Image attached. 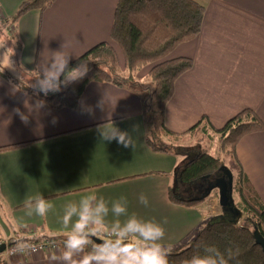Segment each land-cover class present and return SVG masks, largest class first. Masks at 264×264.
Instances as JSON below:
<instances>
[{
    "label": "crops",
    "instance_id": "0c3cea01",
    "mask_svg": "<svg viewBox=\"0 0 264 264\" xmlns=\"http://www.w3.org/2000/svg\"><path fill=\"white\" fill-rule=\"evenodd\" d=\"M25 1L0 0V18L13 17ZM195 1L205 7L200 34L169 55L190 58L193 66L175 82L166 127L183 133L207 116L220 128L243 109H253L264 124V0ZM117 2L56 0L43 12L24 14L10 30L21 46L15 56L17 73L21 68L39 71L56 51L70 54L71 61L99 43L114 46L109 34ZM148 70L141 69L138 78L143 80ZM142 100L126 89L89 83L76 109L55 110L44 103L39 107L41 101L0 77V148L12 147L0 151V242L66 238L69 229L61 223L65 206L96 194L109 207L125 197L129 215L162 225L164 246L172 252L186 247L207 216L199 206L180 207L167 200L171 173L181 158L147 147ZM111 125L132 136L134 148L104 140L101 133ZM235 149L234 158L264 207V129L245 136ZM37 194L54 205L47 217L27 214L25 202ZM141 194L147 206L140 203ZM62 250L63 245L8 264H62L51 260Z\"/></svg>",
    "mask_w": 264,
    "mask_h": 264
},
{
    "label": "trees",
    "instance_id": "16d2710c",
    "mask_svg": "<svg viewBox=\"0 0 264 264\" xmlns=\"http://www.w3.org/2000/svg\"><path fill=\"white\" fill-rule=\"evenodd\" d=\"M54 1L56 0H26L13 17L6 20L0 18L15 47V56L21 46L11 33V27L17 25L24 14L33 10L43 12ZM204 12L205 7L195 0H118L109 34L114 46L108 42L99 43L69 62V68L80 62L87 63L89 71L82 80L62 86L60 92L45 96L34 93L28 86L35 83L38 72L36 69L28 71L21 68L27 77L25 80H13L1 69L0 77L55 110L76 109L89 83L110 84L140 95L145 108V142L150 151L183 160L188 153L194 154L192 160L183 164L181 160L176 163V175L171 173L177 183L175 191L172 188L173 180L168 187L167 200L172 205L193 208L204 203L206 198L189 200L199 197V190L203 188L201 178L226 167L224 158L213 157L205 149L197 148V145L192 150L187 145L177 144L176 139L193 140L200 133L205 135L207 130L212 131L218 138L219 154L231 157L235 167L237 166L236 170L232 167L229 170L233 173V192L240 199L235 207L240 211L242 224L238 225L234 218L231 220V213L226 211L227 217H211L203 231L187 243L186 247L172 252L170 264H185L192 256L202 255L205 246L218 248L225 255L228 264H264V253L255 244L253 237V231L257 230L264 238V207L259 197L252 194L247 178L234 158L235 148L241 139L264 129L258 113L253 109L240 110L220 128L212 126L208 117L203 116L183 133H174L165 125L166 106L174 94L175 82L193 66L190 58H171L169 55L179 45L193 41L200 34ZM118 53H121L122 64ZM143 68L149 69L144 79L150 86L143 85V80L137 76ZM171 138L175 141L169 140ZM11 148H0V151ZM2 204L0 201V207ZM95 238L102 240L99 236ZM64 239L54 240L63 243ZM1 264H5L4 261Z\"/></svg>",
    "mask_w": 264,
    "mask_h": 264
},
{
    "label": "clouds",
    "instance_id": "9594fccd",
    "mask_svg": "<svg viewBox=\"0 0 264 264\" xmlns=\"http://www.w3.org/2000/svg\"><path fill=\"white\" fill-rule=\"evenodd\" d=\"M6 41L0 40V48ZM12 51L7 49L5 52ZM13 55V51H12ZM11 55V56H12ZM7 68L12 69L10 57ZM71 56L63 51L52 53L51 60L41 68L35 78V83L28 85L34 93L47 96L58 93L62 86L82 80L89 71L86 62H80L69 68ZM43 106V102L38 104ZM102 107V104H98ZM21 119L27 122V116L21 114ZM104 140H115L124 148H134V140L127 132L120 131L111 125V130L102 132ZM140 203L147 206L148 199L141 194ZM28 215L35 214L47 217L54 205L41 194L29 198L25 202ZM111 214L114 219H108ZM125 219L121 220L120 218ZM65 229H69L63 240V250L60 256L53 255L52 261L62 264H170L171 247L164 246L161 241L165 237V229L154 220L137 218L128 214L127 199L121 196L109 203L96 194L87 195L79 202L68 203L65 206L61 221ZM166 223V221H165ZM26 227V225H25ZM102 237L96 243L93 237ZM39 244L33 239H17L13 254L31 255L39 250ZM185 264H228L225 255L215 246H205L203 254L192 256Z\"/></svg>",
    "mask_w": 264,
    "mask_h": 264
},
{
    "label": "rangeland",
    "instance_id": "374dc122",
    "mask_svg": "<svg viewBox=\"0 0 264 264\" xmlns=\"http://www.w3.org/2000/svg\"><path fill=\"white\" fill-rule=\"evenodd\" d=\"M1 23H2V21L0 20V40L6 41V43H5L4 48H0V69L5 74H7L9 76V78H12L13 80L14 79L17 80L19 78L20 79L23 78L25 80L27 77L24 74V72L19 71V73H17V70L15 69V51L16 50L14 49L15 47H14L13 43L9 39L8 31L6 30L5 26L2 25ZM9 48L12 49L13 55H12V51L5 52ZM9 56H11L10 57V61L12 63V69L11 70L9 68H7ZM118 59H120V61L122 63V58H118ZM141 82L143 85H149V82L146 81V79H143V81H141ZM200 139H201V142H198ZM217 139L218 138L215 136V134H213L212 131L207 130V133H205V135L200 133L193 140H190V139L187 140V138H181V140L180 139L179 140L176 139V140H177V144H181V146L187 145L188 148L191 147V149H192V147H195L197 145V148L205 149V151L213 157L224 158L226 168L230 169V167H232L236 170L234 161L231 157L229 158L227 156H223V155L219 154V151L217 150ZM169 140L175 141L174 138H171ZM182 160L183 159L181 158V161ZM234 173H235V171H234ZM232 197H233V202L236 204V206H238L240 199L237 196V194L235 193V191L233 192ZM218 201H219V198L217 197V192L212 191V193L206 198V200H204V203H201L198 205L202 209V211H204L205 215L207 216L205 218L204 222H202V223H204V225L202 224V228H201L200 232L203 231L205 224L207 223V221L211 217H216V218L227 217V213L221 209ZM241 217L242 216L240 214V216H237L235 219V221L238 223V225L242 224V221H241L242 218ZM230 219L233 220V216ZM195 236H197V235H195ZM195 236L188 239V241H192L195 238ZM0 243H4V242H0ZM11 244H13V242H11ZM176 248H177V250H180V249H178L180 247H176ZM173 250H176L175 247ZM173 252H175V251H173Z\"/></svg>",
    "mask_w": 264,
    "mask_h": 264
},
{
    "label": "water",
    "instance_id": "95a60500",
    "mask_svg": "<svg viewBox=\"0 0 264 264\" xmlns=\"http://www.w3.org/2000/svg\"><path fill=\"white\" fill-rule=\"evenodd\" d=\"M192 159V157L187 156L184 160H182L181 164ZM177 171L178 169L175 168L173 174L176 175ZM205 180H208L207 186H205L203 190L199 191V197L191 199H189V197V200H203L204 198H207L212 193V191H216L217 197L219 198V206L223 211H228L230 213L234 212L236 215L240 214L239 209L235 207L233 202V173L228 168L223 166L215 173L201 178V181ZM172 185L173 191H175L177 187L175 180H173ZM253 232L255 244L260 246L262 252L264 253V238L257 230H254ZM93 239L96 241V243L101 242L100 239H96L95 237H93ZM5 248L6 244L0 243V254L4 252Z\"/></svg>",
    "mask_w": 264,
    "mask_h": 264
},
{
    "label": "built area",
    "instance_id": "2783aa9c",
    "mask_svg": "<svg viewBox=\"0 0 264 264\" xmlns=\"http://www.w3.org/2000/svg\"><path fill=\"white\" fill-rule=\"evenodd\" d=\"M4 243L6 244V248H5L4 252L2 254H0V264L3 261L5 264H8L12 258L28 256V255L20 254V253L13 254L12 250L14 248L15 242L13 244H11V243H9V241H5ZM37 243L40 246L39 250L35 253H32L31 255H36V254L46 253V252H53V251L58 250L63 245V243H61L58 240H56V241L46 240V241H40Z\"/></svg>",
    "mask_w": 264,
    "mask_h": 264
},
{
    "label": "flooded vegetation",
    "instance_id": "af4514ba",
    "mask_svg": "<svg viewBox=\"0 0 264 264\" xmlns=\"http://www.w3.org/2000/svg\"><path fill=\"white\" fill-rule=\"evenodd\" d=\"M189 154V156L188 157H193L194 156V154H191L190 155V153H188ZM202 189L201 190H203L204 188H205V186H207V183H208V180H205V181H202ZM201 190H199V191H201ZM198 195H199V193H198ZM226 212H228V211H226Z\"/></svg>",
    "mask_w": 264,
    "mask_h": 264
}]
</instances>
